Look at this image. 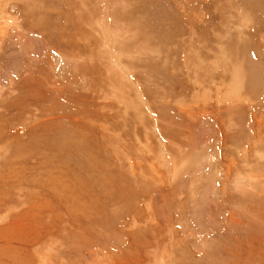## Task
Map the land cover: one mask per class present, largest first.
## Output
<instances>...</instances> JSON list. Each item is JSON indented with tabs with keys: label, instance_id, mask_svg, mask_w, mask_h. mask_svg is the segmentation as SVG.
<instances>
[{
	"label": "rangeland",
	"instance_id": "1",
	"mask_svg": "<svg viewBox=\"0 0 264 264\" xmlns=\"http://www.w3.org/2000/svg\"><path fill=\"white\" fill-rule=\"evenodd\" d=\"M0 264H264V0H0Z\"/></svg>",
	"mask_w": 264,
	"mask_h": 264
}]
</instances>
